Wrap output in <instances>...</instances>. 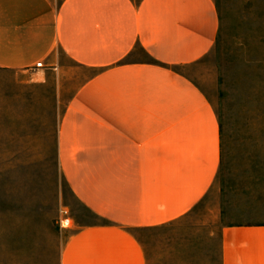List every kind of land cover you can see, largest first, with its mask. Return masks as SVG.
Returning a JSON list of instances; mask_svg holds the SVG:
<instances>
[{
    "label": "crops",
    "instance_id": "0c3cea01",
    "mask_svg": "<svg viewBox=\"0 0 264 264\" xmlns=\"http://www.w3.org/2000/svg\"><path fill=\"white\" fill-rule=\"evenodd\" d=\"M219 28L213 0H0V68L91 70L61 112L57 158L96 219L70 231L61 264H147L137 230L183 216L207 193L220 121L182 69ZM221 264H264V224L224 226Z\"/></svg>",
    "mask_w": 264,
    "mask_h": 264
},
{
    "label": "rangeland",
    "instance_id": "374dc122",
    "mask_svg": "<svg viewBox=\"0 0 264 264\" xmlns=\"http://www.w3.org/2000/svg\"><path fill=\"white\" fill-rule=\"evenodd\" d=\"M213 1L217 38L182 70L203 86L219 118V172L183 216L137 230L147 264H221L224 226L264 224V0ZM90 72L0 68V264H61L70 231L96 219L57 158L61 112Z\"/></svg>",
    "mask_w": 264,
    "mask_h": 264
},
{
    "label": "built area",
    "instance_id": "2783aa9c",
    "mask_svg": "<svg viewBox=\"0 0 264 264\" xmlns=\"http://www.w3.org/2000/svg\"><path fill=\"white\" fill-rule=\"evenodd\" d=\"M43 63L41 61L37 62L36 67H41ZM65 215L61 218V225L62 226H68L70 222V217L68 216V211L65 209L62 211Z\"/></svg>",
    "mask_w": 264,
    "mask_h": 264
}]
</instances>
